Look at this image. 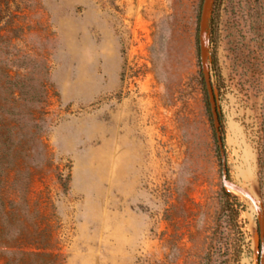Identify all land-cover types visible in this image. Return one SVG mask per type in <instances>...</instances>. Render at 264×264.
<instances>
[{
  "label": "rangeland",
  "instance_id": "rangeland-1",
  "mask_svg": "<svg viewBox=\"0 0 264 264\" xmlns=\"http://www.w3.org/2000/svg\"><path fill=\"white\" fill-rule=\"evenodd\" d=\"M213 1L0 0V264H264V0Z\"/></svg>",
  "mask_w": 264,
  "mask_h": 264
},
{
  "label": "trees",
  "instance_id": "trees-1",
  "mask_svg": "<svg viewBox=\"0 0 264 264\" xmlns=\"http://www.w3.org/2000/svg\"><path fill=\"white\" fill-rule=\"evenodd\" d=\"M230 3V0H214L212 4V19H211V30H212V37L215 31V22L217 17L219 16L220 11L222 10L223 6L226 3ZM222 210L224 211L225 215L228 219L234 221L235 217L237 216V207L238 202L234 197L227 193H223V197L221 199ZM201 264H218V261H214L212 258V254L207 253L206 257L202 259Z\"/></svg>",
  "mask_w": 264,
  "mask_h": 264
},
{
  "label": "bare ground",
  "instance_id": "bare-ground-1",
  "mask_svg": "<svg viewBox=\"0 0 264 264\" xmlns=\"http://www.w3.org/2000/svg\"><path fill=\"white\" fill-rule=\"evenodd\" d=\"M121 124H123V121L121 122Z\"/></svg>",
  "mask_w": 264,
  "mask_h": 264
}]
</instances>
